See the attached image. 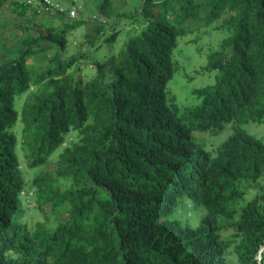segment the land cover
<instances>
[{
  "label": "trees",
  "instance_id": "trees-1",
  "mask_svg": "<svg viewBox=\"0 0 264 264\" xmlns=\"http://www.w3.org/2000/svg\"><path fill=\"white\" fill-rule=\"evenodd\" d=\"M129 2L97 3L101 23L0 0V264H264V141L244 128L264 122V0ZM84 25L94 34L70 53ZM194 28L227 35L182 106L169 83ZM227 127L211 147L204 135ZM18 133L31 168L58 156L56 175L27 188ZM32 204L45 221L28 218Z\"/></svg>",
  "mask_w": 264,
  "mask_h": 264
},
{
  "label": "rangeland",
  "instance_id": "rangeland-1",
  "mask_svg": "<svg viewBox=\"0 0 264 264\" xmlns=\"http://www.w3.org/2000/svg\"><path fill=\"white\" fill-rule=\"evenodd\" d=\"M35 8L38 9L41 15L39 20H42L50 11L45 10L42 7L40 0H32ZM58 2L65 9H70V11L75 8L76 15L70 19L72 21H78L80 19L86 20H97L98 22H105L107 20L106 14L101 12L96 8L97 3L102 0H53ZM113 8L118 13L130 12L133 7L129 0H110ZM8 6V5H6ZM8 10V9H6ZM5 17L10 20V22L15 24L16 17L10 13H5ZM196 29L189 31V33L183 37L180 41V45L177 51L176 59L178 61V70L174 79L169 83V90L175 94L177 101L182 106L190 104L192 101L191 92L195 87H201L210 82V75L208 72H203L202 67L207 64V52L209 50L218 49L222 39L227 35L224 31H217L212 28L207 29ZM94 34L89 25H84L71 32L69 35V42L67 49L70 53L78 52L81 44L88 38V36ZM5 47L10 49L17 44V40L22 37L21 33L17 30L7 31L3 34ZM9 56L8 51L5 52L4 57ZM48 58L47 55H41L36 58L39 63L45 62ZM244 128L255 137L264 141V122L262 123H249L244 125ZM233 132L231 127L221 132L219 135L207 134L204 138L207 139V143L211 147H216L221 141L226 139ZM25 138L22 133H18V154L20 159V171L21 176H23L24 181L27 184V188L32 184L33 180L38 178L42 173L46 172L51 175L56 173L58 156L50 159L49 163L43 166L31 168L32 158L30 157L28 148L25 147ZM56 175V174H55ZM264 182V178L262 179ZM61 189H65L68 182L61 179L60 180ZM255 194L257 190L251 191ZM49 208V206L47 207ZM29 219H34L35 221H45V216L37 208V204L32 205V208L28 211ZM205 211L201 208L193 210L190 214L182 216L183 221L192 226L197 227L200 224L201 218L204 216ZM51 220L50 225L54 221ZM57 222L63 221L61 215H57ZM34 221V222H35ZM221 224L224 226L223 235L228 237L231 234V230L225 227L223 219H221Z\"/></svg>",
  "mask_w": 264,
  "mask_h": 264
},
{
  "label": "built area",
  "instance_id": "built-area-1",
  "mask_svg": "<svg viewBox=\"0 0 264 264\" xmlns=\"http://www.w3.org/2000/svg\"><path fill=\"white\" fill-rule=\"evenodd\" d=\"M32 1L31 0H29V3H31ZM44 4H45V6H46V9L48 10V11H59V12H67V10H68V13H69V15H68V17L70 18H73V17H75V15H76V10H75V8H73L71 11H70V9H65L63 6H61L59 3H55L54 1H52V0H44ZM32 205H34V204H32ZM31 205V206H32Z\"/></svg>",
  "mask_w": 264,
  "mask_h": 264
},
{
  "label": "clouds",
  "instance_id": "clouds-1",
  "mask_svg": "<svg viewBox=\"0 0 264 264\" xmlns=\"http://www.w3.org/2000/svg\"><path fill=\"white\" fill-rule=\"evenodd\" d=\"M61 5V4H60Z\"/></svg>",
  "mask_w": 264,
  "mask_h": 264
}]
</instances>
